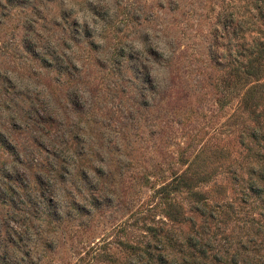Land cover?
Instances as JSON below:
<instances>
[{
  "label": "rangeland",
  "instance_id": "obj_1",
  "mask_svg": "<svg viewBox=\"0 0 264 264\" xmlns=\"http://www.w3.org/2000/svg\"><path fill=\"white\" fill-rule=\"evenodd\" d=\"M0 264H264V0H0Z\"/></svg>",
  "mask_w": 264,
  "mask_h": 264
}]
</instances>
